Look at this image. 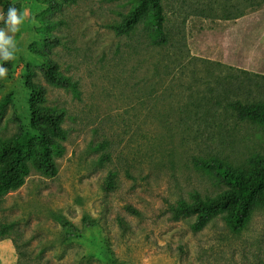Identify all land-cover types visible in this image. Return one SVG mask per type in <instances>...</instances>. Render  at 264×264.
Instances as JSON below:
<instances>
[{
  "label": "rangeland",
  "instance_id": "374dc122",
  "mask_svg": "<svg viewBox=\"0 0 264 264\" xmlns=\"http://www.w3.org/2000/svg\"><path fill=\"white\" fill-rule=\"evenodd\" d=\"M10 1L29 19L17 36L21 52L10 77L0 81V107L12 99L0 111V138L17 131L15 116L28 126L29 70L44 87V105L64 112L67 130L56 172L31 168L19 188L0 197L15 264H264V206L238 230L221 215L193 229L194 215L175 219L172 212L194 192L213 196L225 188L194 157L212 152L244 163L264 152L263 127L227 120L219 109L223 133L208 140L206 114L195 110L210 70L222 74L216 63L256 75L244 91L264 101V0H162L175 47L150 44L143 22L124 35L108 27L136 0H74L58 8ZM227 11L243 13L224 18ZM41 23L50 24L53 42L46 54L75 90L44 78L31 51L40 48ZM110 172L115 187L105 190Z\"/></svg>",
  "mask_w": 264,
  "mask_h": 264
},
{
  "label": "trees",
  "instance_id": "16d2710c",
  "mask_svg": "<svg viewBox=\"0 0 264 264\" xmlns=\"http://www.w3.org/2000/svg\"><path fill=\"white\" fill-rule=\"evenodd\" d=\"M74 0H44L49 8H58ZM162 0H136L121 19L108 25L116 35L132 32L140 22L145 24L147 39L155 46L175 47L174 33L167 29L163 14ZM13 5L10 0H0L2 11ZM224 18H237L243 11L228 13ZM50 24L41 23L39 30V46H32V53L39 57L44 66V78L51 84L69 89H76V82L59 71L57 64L46 54L51 41L47 28ZM48 34V35H47ZM18 36V35H17ZM11 62L5 64L10 70ZM221 75L210 70L212 80L207 82L205 99H197L195 110H201L206 117L201 119L206 139L223 133L224 121L233 119L235 122H249L264 128V101L254 99L245 94L248 85L255 83L256 75L243 69H236L216 63ZM225 72V73H224ZM29 70L24 84L29 92L30 118L26 129L18 121V129L9 136L0 138V197L9 191L19 188L29 174L31 168L43 175H53L56 172L54 157L63 152L62 141L66 139L67 130L62 126L64 112L45 106L44 87L31 79ZM10 77V71L7 78ZM4 79H0L2 81ZM11 97L4 98V103ZM223 110L226 117L218 118L214 113ZM209 113V114H208ZM15 114V113H14ZM1 116V113H0ZM101 146V145H100ZM102 146H105L102 144ZM104 160L108 154L101 155ZM196 167L213 175L225 188L213 196H201L198 192L191 195V201L181 200L172 208L175 219L184 215H194L191 226L200 229L215 215H221L227 225L238 230L250 218L254 210L264 206V152L250 155L244 163H233L227 158H221L215 153L193 158ZM105 190L115 187L114 174L110 172L103 181ZM132 211H135L132 209ZM121 225L123 220L120 219ZM11 224L0 219V240L9 237ZM15 248L17 246L14 244ZM19 254V253H18Z\"/></svg>",
  "mask_w": 264,
  "mask_h": 264
},
{
  "label": "clouds",
  "instance_id": "9594fccd",
  "mask_svg": "<svg viewBox=\"0 0 264 264\" xmlns=\"http://www.w3.org/2000/svg\"><path fill=\"white\" fill-rule=\"evenodd\" d=\"M28 19L29 13L15 5H10L6 12L0 10V23L3 24L0 27V79L8 76L9 69L5 64L18 59L21 49L17 35Z\"/></svg>",
  "mask_w": 264,
  "mask_h": 264
},
{
  "label": "crops",
  "instance_id": "0c3cea01",
  "mask_svg": "<svg viewBox=\"0 0 264 264\" xmlns=\"http://www.w3.org/2000/svg\"><path fill=\"white\" fill-rule=\"evenodd\" d=\"M16 257L13 241L9 237L0 240V264H15Z\"/></svg>",
  "mask_w": 264,
  "mask_h": 264
}]
</instances>
